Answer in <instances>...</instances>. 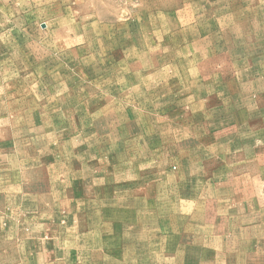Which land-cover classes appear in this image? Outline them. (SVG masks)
Segmentation results:
<instances>
[{
  "label": "rangeland",
  "instance_id": "obj_1",
  "mask_svg": "<svg viewBox=\"0 0 264 264\" xmlns=\"http://www.w3.org/2000/svg\"><path fill=\"white\" fill-rule=\"evenodd\" d=\"M0 264H264V0H0Z\"/></svg>",
  "mask_w": 264,
  "mask_h": 264
}]
</instances>
